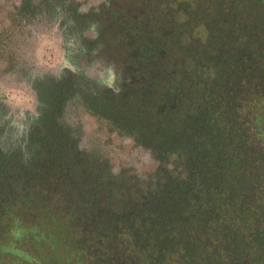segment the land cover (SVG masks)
Masks as SVG:
<instances>
[{"label": "trees", "instance_id": "trees-1", "mask_svg": "<svg viewBox=\"0 0 264 264\" xmlns=\"http://www.w3.org/2000/svg\"><path fill=\"white\" fill-rule=\"evenodd\" d=\"M50 3L75 46L18 143L0 101V264H264V0H129L97 39L77 2ZM21 24L0 36V68L23 64ZM100 57L117 90L87 92L72 70ZM78 90L181 171L154 187L114 175L63 120Z\"/></svg>", "mask_w": 264, "mask_h": 264}, {"label": "rangeland", "instance_id": "rangeland-1", "mask_svg": "<svg viewBox=\"0 0 264 264\" xmlns=\"http://www.w3.org/2000/svg\"><path fill=\"white\" fill-rule=\"evenodd\" d=\"M15 1L6 0L2 2L0 0V20H3L4 12L10 10ZM77 1L80 2L79 9L83 13L89 9L98 11L102 4L105 5L110 0ZM124 1L127 2V0ZM120 2L118 0L116 4ZM106 8L108 9L105 12L101 11V13L109 19L113 18L111 8ZM49 11L50 14H40L39 20L30 24L32 36L25 40L24 46L26 49H23L22 52L28 60L23 59V63L27 66L25 70L30 71L32 66L37 68L40 65L45 70L44 72L47 70L52 72V69L54 70L64 63L66 49L69 45L72 46V36L67 25L69 23L68 18L63 15L58 6L56 8L51 7ZM98 29L99 24L94 22L88 30V35L96 37ZM15 64V71L1 68L3 74L0 75V101L10 104L12 107L9 110V113H12L11 122H15L14 129L11 128L9 131L12 134L9 138L12 144L18 143L17 139H20L23 135L25 124L21 121L20 112L31 110L36 104L30 83L24 80L25 70L18 68L22 63ZM105 67L102 61H98L90 68H86L84 72L88 77L89 75L90 77H96L92 79L98 78L99 81L108 82L104 78V76L107 78L109 76H107L106 71L103 73ZM52 74L57 76L56 72ZM110 83L114 84L115 82L110 81ZM77 100H79L78 104L74 101L64 106L63 120L77 136L80 135L78 146L107 158L110 170L114 175L126 170L127 173L138 176L154 187L158 175L161 176L168 171L174 175L176 172L181 171L179 167L173 164V157L168 160H158L136 136L125 135L121 131L115 132L116 129H111L109 124L105 123L102 118L90 114L82 100L79 98ZM11 122H9L8 127L12 124Z\"/></svg>", "mask_w": 264, "mask_h": 264}, {"label": "flooded vegetation", "instance_id": "flooded-vegetation-1", "mask_svg": "<svg viewBox=\"0 0 264 264\" xmlns=\"http://www.w3.org/2000/svg\"><path fill=\"white\" fill-rule=\"evenodd\" d=\"M6 0H2V2H5ZM22 1L23 0H16L15 1V4L10 8V10L8 11H5L4 12V18L3 20H0V36H2V40L5 42L7 41L6 40V37L9 36L10 34H13L14 31L13 30H8V27L11 26L12 23H16L17 21H22V24L21 26H23V34H25L24 36L20 37L19 40L22 43L21 47L20 48H13V52H14V56H15V59L17 58H22V59H25L27 60L22 52H23V49H26L25 46H24V43H25V40L26 39H29L31 36H32V29H31V26L30 24L32 23H35L36 21L39 20L40 18V14L42 15L43 13H49L50 14V8L51 7H57L56 5L57 4H53V3H50V0H47V1H43V0H31V7H36V11L34 13H32L31 15H29L28 12H25V11H21V7H22ZM118 0H110L108 3L106 2V4H102V7L99 8L98 11L94 10V9H89L87 10L86 12H80V9H79V6H80V2L77 1V0H74V2H77L78 3V8H77V13L79 15L81 14H84L86 16V19L87 21H89V28L91 27V24H93L94 22L95 23H98L99 24V29H98V33L96 34V37H92L94 39H97L100 35V32L102 30V28L105 26L104 24L107 22V23H110L111 21L115 20L116 17H117V10L122 8L123 5L125 4V1L124 0H119L121 1L119 4H116ZM129 0H127L128 2ZM48 2V3H47ZM12 4V3H11ZM106 7H109L111 8L112 10V16L113 18L109 19L108 17H105L103 13H101V11L105 12L108 8ZM106 8V9H105ZM21 11V12H18V11ZM110 10V9H109ZM18 18V19H16ZM108 18V19H106ZM68 21L69 23L67 24L68 26L70 24H72V20L68 18ZM106 21V22H105ZM104 25V26H103ZM89 28H87L89 30ZM70 30V33H71V36H72V41H71V45L72 47L75 46V41H74V37L75 36V33L73 31ZM73 32V33H72ZM1 40V39H0ZM103 44V43H101ZM70 45L69 47L66 49V52L72 48ZM65 52V60H64V63L63 64H60V66L56 67L54 70L52 69V72H50L51 70H47L46 72H44L45 70H43V68L40 67V65H38L39 67H35V66H32V69L30 71L28 70H25L27 69V66L26 64H22L23 65V68H22V65L20 67L21 70H25V74H24V80L25 81H28L29 83L33 80L34 78L36 82H39L37 85H39V87H33L30 83V88L34 94V99H35V105L33 107V109L31 110H22L20 112L21 114V121L25 124V127L24 128H27L29 127V125L31 124L32 122V118L33 116L39 112L38 111V107L42 102L39 101V95H38V89L41 90V97L43 99V92L44 90L47 91L49 89V85L51 84V82H53L56 77L60 76L61 74H63L65 72L64 70V67H69V61H68V57H67V53ZM150 54V53H149ZM148 54V55H149ZM28 61V60H27ZM97 61V62H96ZM95 62L98 63V61H102L103 62V58L100 57L99 59H97ZM86 62V61H84ZM93 61H89L87 63H84L82 64L80 67L77 68H73L72 70V74L75 76V78L81 82L82 84V88L85 90H89V88L91 86H93L94 84L96 85L97 88H100L102 87L103 84H107L108 86H110L111 89H116L117 90V87H118V81L120 79V77H117L115 75V73L110 69V68H107L105 67V69L103 70V73L106 71L107 72V77L104 76V78L106 80H108V82H104V81H99L98 78L97 79H92V78H96V77H89L86 75V73L84 72L86 68H90L91 66H93L95 63L91 64ZM1 68H8L7 66L6 67H1ZM0 68V75L3 74L2 73V69ZM63 68V69H62ZM57 74V76L53 75L52 73H55ZM33 78V80H31L30 78ZM34 81V82H35ZM110 81L112 82H115L114 84H111ZM38 88V89H37ZM100 92H101V89H99ZM90 91H91V88H90ZM82 94H84L83 90H78L77 92L74 93L73 97H69L68 98V103L69 102H74L76 101V103L78 104V101L77 100L78 98L80 100H82V102L84 103V105L87 107V110L90 114H93L95 115L96 117H100L101 116L97 113L94 112V110L91 111V106H90V103L89 102H86L84 101V99L82 98ZM2 101V100H1ZM47 101V98L43 101L44 103H46ZM66 101V103H67ZM3 102V101H2ZM5 103V102H4ZM92 105V104H91ZM44 107H47L48 108V105H44ZM23 114V115H22ZM71 128V127H70ZM72 129V128H71ZM119 130H115V132H118ZM73 138H76L78 140V143L80 141V135H76L74 131L70 130L69 131ZM122 134H125L122 132ZM126 135V134H125ZM122 171H126V170H122ZM127 172V171H126Z\"/></svg>", "mask_w": 264, "mask_h": 264}]
</instances>
